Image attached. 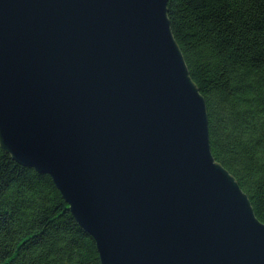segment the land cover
<instances>
[{"label": "water", "instance_id": "95a60500", "mask_svg": "<svg viewBox=\"0 0 264 264\" xmlns=\"http://www.w3.org/2000/svg\"><path fill=\"white\" fill-rule=\"evenodd\" d=\"M166 3L0 0V147L51 178L101 264H264Z\"/></svg>", "mask_w": 264, "mask_h": 264}, {"label": "trees", "instance_id": "16d2710c", "mask_svg": "<svg viewBox=\"0 0 264 264\" xmlns=\"http://www.w3.org/2000/svg\"><path fill=\"white\" fill-rule=\"evenodd\" d=\"M166 10L205 101L211 154L264 224V0H167ZM0 264H101L51 178L1 147Z\"/></svg>", "mask_w": 264, "mask_h": 264}]
</instances>
